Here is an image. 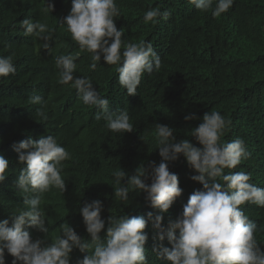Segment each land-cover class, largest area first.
<instances>
[{
    "label": "trees",
    "instance_id": "trees-1",
    "mask_svg": "<svg viewBox=\"0 0 264 264\" xmlns=\"http://www.w3.org/2000/svg\"><path fill=\"white\" fill-rule=\"evenodd\" d=\"M52 12L44 11V0H0V55H13L16 72L0 77V155L9 160L6 179L0 182V221L23 207L24 197L16 184L26 164L18 162L14 146L22 140H38L51 134L69 151L62 176L66 189H52L41 204L46 211L49 233L25 226L33 239L60 234V225L67 222L82 239H90L79 209L85 203L100 200L104 206L101 218L128 214H156L144 193H129L126 202L114 195L113 172L120 168L128 175L143 164L161 161L156 149L155 125L174 129L176 140L188 139L200 146L191 130L202 121L205 112L218 111L229 124L222 140L237 137L245 141L250 153L229 172L244 171L252 175L250 183L264 188V0H233L226 13L213 17L211 9L201 11L188 0H116L120 17L116 26L123 30L125 42H150L161 64L152 74L145 73L136 95H128L118 82L113 65L103 58L96 70H90V55L80 52L66 26L59 23L71 8V0H50ZM215 7V0L213 8ZM160 8L170 13L168 19L145 22L144 13ZM25 18L40 20L56 29L51 51L41 48L42 40L23 35L19 22ZM123 50V49H122ZM79 53L74 76H88L93 87L109 99L110 111L127 109L134 130L114 133L96 120L98 109L84 105L70 84L58 81L55 56ZM40 95L41 104H31L28 97ZM46 113L47 119L39 115ZM197 119L185 120L189 114ZM183 189L169 210L163 213L162 224L175 220L189 195L202 185L190 177L195 175L181 155L168 162ZM150 183V180L146 181ZM257 224L255 233L264 249V207L245 203L240 206ZM148 264H167L158 259L154 248L162 243L171 247L167 237L153 239L155 230L149 220L144 230ZM178 233V230H177ZM103 236V232L101 233ZM87 253L74 248L71 264ZM13 257L5 250V264Z\"/></svg>",
    "mask_w": 264,
    "mask_h": 264
},
{
    "label": "clouds",
    "instance_id": "clouds-1",
    "mask_svg": "<svg viewBox=\"0 0 264 264\" xmlns=\"http://www.w3.org/2000/svg\"><path fill=\"white\" fill-rule=\"evenodd\" d=\"M201 11L211 9L213 17L226 13L233 0H188ZM44 11L52 12L54 4L44 0ZM170 13L160 8H150L144 13L145 22L168 19ZM120 17L116 0H71L69 13L59 21L66 26L71 39L80 52L90 55V70H96L101 58L113 65L118 73L119 85L128 95H136L141 78L160 68L161 60L153 45L147 41L125 42L123 30L117 28L115 18ZM23 35L42 40L41 48L51 51L50 41L56 31L47 21L25 18L19 22ZM123 49V50H122ZM14 54L0 55V77L14 75ZM79 53L55 56L58 83L70 84L84 105L98 109L96 120L103 119L105 127L114 133L131 132L134 124L127 109L110 111L109 99L93 87L88 76H74ZM31 104H41L43 97L30 95ZM39 115L47 119L46 113ZM185 120L197 119L189 114ZM229 121L218 111L205 112L202 121L191 130V136L200 146L188 139L176 140L174 129L163 124L155 125L156 149L162 158L157 164H143L128 175L121 168L113 172L114 195L126 202L129 193H144L153 209L158 212L144 216L111 215L101 218L103 204L100 200L85 203L79 209L90 239H82L67 222L60 225V234L43 239H33L25 226L49 233L47 214L41 204L45 194L52 189L63 193L66 189L62 176L64 162L71 159L57 137L48 134L38 140L28 138L14 146L18 162L26 164L16 180L23 196V207L10 213L9 219L0 221V264H5V250L13 259L11 264H71L74 248L87 253L76 264H148L144 247L148 234L144 231L149 220L155 230L153 239L163 241L167 237L171 247L161 243L154 248L157 258L167 264H264V249L255 233L257 224L240 207L245 203L264 207V188L250 183L249 172L236 171L225 174L246 160L250 153L245 141L237 137L224 141ZM183 156L195 175L190 178L202 185L194 190L182 206L175 220L162 224L167 212L183 189L178 175L169 170L168 162ZM9 160L0 155V182L6 179ZM150 180V183L146 182ZM178 230V233H177ZM103 232V236L101 233Z\"/></svg>",
    "mask_w": 264,
    "mask_h": 264
}]
</instances>
